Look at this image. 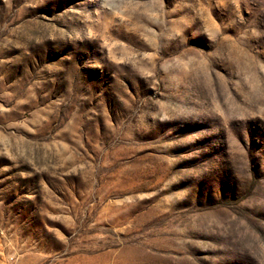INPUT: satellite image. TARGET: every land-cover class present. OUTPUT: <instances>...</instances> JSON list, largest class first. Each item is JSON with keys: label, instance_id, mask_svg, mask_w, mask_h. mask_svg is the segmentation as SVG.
Here are the masks:
<instances>
[{"label": "rangeland", "instance_id": "rangeland-1", "mask_svg": "<svg viewBox=\"0 0 264 264\" xmlns=\"http://www.w3.org/2000/svg\"><path fill=\"white\" fill-rule=\"evenodd\" d=\"M0 264H264V0H0Z\"/></svg>", "mask_w": 264, "mask_h": 264}]
</instances>
